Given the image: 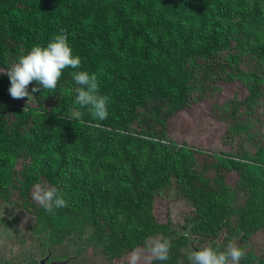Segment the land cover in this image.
Masks as SVG:
<instances>
[{"label":"trees","instance_id":"16d2710c","mask_svg":"<svg viewBox=\"0 0 264 264\" xmlns=\"http://www.w3.org/2000/svg\"><path fill=\"white\" fill-rule=\"evenodd\" d=\"M61 29L81 67L63 70L54 92L32 93V82L28 100L13 99L0 73V203L54 240L105 235L111 255L177 228L152 215L169 190L192 230L264 234V142L248 124H264V0H0V69ZM76 71L96 75L105 120L74 103ZM233 83L244 97L218 101ZM181 112L221 127L227 151L178 143L168 125ZM36 184L67 207L47 213Z\"/></svg>","mask_w":264,"mask_h":264},{"label":"clouds","instance_id":"9594fccd","mask_svg":"<svg viewBox=\"0 0 264 264\" xmlns=\"http://www.w3.org/2000/svg\"><path fill=\"white\" fill-rule=\"evenodd\" d=\"M80 67L81 59L73 55L66 30L61 29L58 34L53 35L46 47L33 46L26 55L20 56L11 68L0 69V73L8 76L10 81L8 92L11 98L28 100L32 96L28 91V86L32 82L37 85L31 89L32 93L40 91L41 87L44 91L54 92L63 70ZM72 78L77 85L74 103L81 108H88L93 118L105 120L108 116L109 98L99 94L96 75L76 71L72 73ZM32 199L49 214H54L55 209L67 207V201L56 187L36 184ZM171 247V242L167 238L152 239L146 248H137L129 253L128 264H140L142 260L145 264H151L152 261H167ZM245 256V249L229 242L224 251L205 246L201 250H193L188 259L190 264H240Z\"/></svg>","mask_w":264,"mask_h":264},{"label":"flooded vegetation","instance_id":"af4514ba","mask_svg":"<svg viewBox=\"0 0 264 264\" xmlns=\"http://www.w3.org/2000/svg\"><path fill=\"white\" fill-rule=\"evenodd\" d=\"M2 228L3 226L0 225V232ZM205 234V231L192 230L190 223L184 224L183 221L179 228L177 226L165 234L151 236L145 240L143 246L134 249L146 248L152 239L167 238L172 245L169 259L164 262L152 261L151 264H190L188 257L193 250H201L205 246H211L214 249L224 251L228 243L232 241L233 236L231 237V235L235 233L227 234L219 231L215 236ZM254 234L251 233L243 237L240 233L235 237L238 238L237 246L246 251V256L240 261V264H259L258 256L260 254L251 252L253 247L250 245V239ZM30 237L32 239L25 240L26 237L25 239H18V247L20 248L18 251L10 250L8 245L12 243H7V239L1 237L0 264H128L129 253L117 255L107 253L105 235L99 244H96L95 241H89L87 236L81 237L77 234L64 235L61 240H54L48 231H35L34 235ZM140 264H145V262L142 260Z\"/></svg>","mask_w":264,"mask_h":264},{"label":"rangeland","instance_id":"374dc122","mask_svg":"<svg viewBox=\"0 0 264 264\" xmlns=\"http://www.w3.org/2000/svg\"><path fill=\"white\" fill-rule=\"evenodd\" d=\"M236 91L240 98L244 97L245 91L242 86L233 83L229 85L226 90H221L216 98L218 101H225L229 99L233 93H236ZM258 113L259 110H256L255 114L257 115ZM186 118L185 112H181L169 121L168 133L178 143L187 141L188 144H194V147L206 153L227 151L228 147L224 143H221L223 141L220 139L223 135V129L221 127L217 128L215 131L207 128L202 129L203 126L201 123ZM248 124L251 130L256 131L257 138L260 139V142H264V124L260 126V121L258 123L249 121ZM229 181L232 182V179L230 178ZM189 213L190 207L181 199H174L172 190H169L165 194H160L154 199L152 204V215L154 219L162 223L168 218L172 227L178 226L179 228V225L182 224L183 219ZM0 225L1 227L3 226L0 232V238L4 237L7 239V243H12L9 244L8 247L13 251H18L20 249L18 247V239H25V237V240L32 239L30 236L34 235L35 231H37V226L33 223V217L16 207L13 203H0ZM85 233V235H88V231ZM238 234L231 235V237L233 236L231 242L236 245H238V238L235 237H237ZM221 235H223V233H221ZM250 245L253 247L251 248L252 253L257 255L261 254L264 250V234L257 232L251 236Z\"/></svg>","mask_w":264,"mask_h":264}]
</instances>
